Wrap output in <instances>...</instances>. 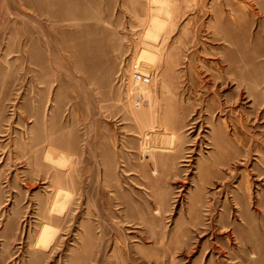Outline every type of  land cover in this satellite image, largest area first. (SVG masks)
Instances as JSON below:
<instances>
[{
	"label": "rangeland",
	"instance_id": "1",
	"mask_svg": "<svg viewBox=\"0 0 264 264\" xmlns=\"http://www.w3.org/2000/svg\"><path fill=\"white\" fill-rule=\"evenodd\" d=\"M0 264H264V0H0Z\"/></svg>",
	"mask_w": 264,
	"mask_h": 264
},
{
	"label": "built area",
	"instance_id": "2",
	"mask_svg": "<svg viewBox=\"0 0 264 264\" xmlns=\"http://www.w3.org/2000/svg\"><path fill=\"white\" fill-rule=\"evenodd\" d=\"M165 131L161 130H154L151 131L146 137H145V145L147 149H153V148H168L170 145H165L162 143H165L163 141V135H165Z\"/></svg>",
	"mask_w": 264,
	"mask_h": 264
}]
</instances>
